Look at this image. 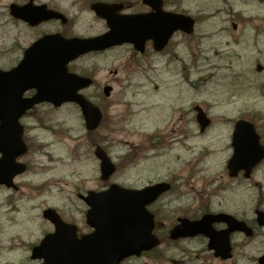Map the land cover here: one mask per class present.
<instances>
[{
    "label": "flooded vegetation",
    "instance_id": "obj_1",
    "mask_svg": "<svg viewBox=\"0 0 264 264\" xmlns=\"http://www.w3.org/2000/svg\"><path fill=\"white\" fill-rule=\"evenodd\" d=\"M0 12L6 17L5 23L18 31L15 43H20L18 39L22 33L27 35L28 32H36L32 42L44 35L54 34L64 39L95 38L109 31L106 19H111L118 33L129 37L131 42L84 55L70 63L68 71L94 79L96 70H84L81 62L90 57L119 53L123 58V67L127 68L129 74L151 78L153 91L163 94L160 98L162 105L167 98V87L159 83L162 80L160 75L168 72V67L176 63L184 78L188 73V64L183 55L189 52L194 58L193 55L201 51L199 45L205 36L202 11L190 10L188 0H0ZM189 44H192L191 48ZM26 48H20L21 55L7 70L19 63ZM93 84L97 86L98 82L94 79ZM107 84L103 83L102 86ZM88 91L84 92L85 95ZM33 95L31 91L24 97ZM91 99L99 101V93ZM43 107L54 110L51 105L43 103L25 113L18 120L17 127L0 126V264H44L45 251L40 252L38 257L34 255V250L54 229L43 218V213L48 209L54 210L62 218L60 209L54 205V200L60 195L59 181H54L53 176L56 174L53 147L57 131L51 119H44L41 113ZM198 108L192 106L177 110L175 121L171 119L170 122L161 123L164 131L154 130L151 133L153 159L168 155L169 164L152 167L150 171L156 176L147 185L164 183L165 193L147 209L154 217L153 234L160 241L157 248L177 250L189 259H192L193 255L190 254L193 251L188 248H200L194 253L196 259H202L205 264H212L211 261L225 264L227 262L215 258L208 251V239L202 235L176 240L170 238L181 220L196 222L206 215L225 214L244 221L253 231L258 229L255 217L248 218L245 212L239 217L234 207L237 184L246 181L242 171L232 176V133L237 120L232 122V116L227 119V137L220 139L219 133L213 132L216 127L212 118H207L205 123L197 118ZM251 123L257 125L256 122ZM263 131L264 127L256 126L259 143L264 147ZM189 142L198 143L188 147ZM175 147L184 148L191 159L185 160L181 155L174 154ZM211 161H219L222 168L215 169L210 165ZM262 164L264 161L253 170L251 180L247 181L259 190L262 188L260 180L255 178L254 181L252 178ZM160 172L164 175H160ZM147 185L144 183L134 189L141 190ZM108 186V182H101L97 189L78 186L71 192L73 199L84 208L81 213L85 228L87 206L83 198L91 192L105 191ZM225 192L232 196V202L223 196ZM257 210L264 211V200L260 201L258 197L252 212ZM29 212L34 213L30 219ZM63 221L75 225L74 222ZM28 225L31 234H28ZM76 227L78 235H83ZM212 228L220 232L226 229V225L215 223ZM259 230L264 232V229ZM8 231L12 243L5 245L2 238L6 237ZM90 232L88 229L86 234ZM25 236L27 238L23 240ZM15 241L19 243L13 244ZM230 245L236 248L232 245V235ZM157 253L154 248L128 257L120 264H156ZM169 262L181 264L173 260Z\"/></svg>",
    "mask_w": 264,
    "mask_h": 264
},
{
    "label": "rangeland",
    "instance_id": "obj_2",
    "mask_svg": "<svg viewBox=\"0 0 264 264\" xmlns=\"http://www.w3.org/2000/svg\"><path fill=\"white\" fill-rule=\"evenodd\" d=\"M188 8L202 11L205 36L199 45L201 51L196 52L194 58L189 52L183 55L191 69L188 83L180 75L176 63L160 75L162 80L159 83L167 87L164 105L160 100L163 94L153 91L151 78L129 75L127 68L123 67L121 54L112 52L87 58L80 64L84 70H96L95 79L99 86L91 89L89 95L93 96L103 83L113 87L109 100L95 103L105 116L104 125L96 134L90 138L86 136L80 112L72 105L56 110L49 107L41 109L44 119H51L56 123L54 126L59 127L54 138L56 174L53 176L54 181H59L60 195L54 200V205L60 209L64 220L74 222L83 233L88 232L81 213L84 208L73 199L71 192L78 186L93 189L100 186L93 145L102 146L118 167L109 184L136 188L154 179L156 175L150 172L152 167L169 164L168 155L153 159L154 152L148 147L152 142L149 136L154 130L164 131L161 123L171 119L175 121L177 110L199 105L213 119L216 127L213 132L219 133L220 139L227 137V119L231 116L232 119L253 117L257 123L263 122L264 0H188ZM5 18L0 12V68L3 69L9 68L21 55L20 48H26L36 36V32L22 33L18 39L20 43H15L18 31L5 23ZM233 24L236 25L235 30ZM189 46L191 48L192 44ZM194 65H197V70ZM257 67H262L263 71L256 72ZM114 71H117L115 76L112 75ZM260 126L264 127V123ZM197 143L189 142L187 146ZM173 153L185 160L191 159L184 148L175 147ZM210 165L217 170L222 168L219 161H211ZM159 174L164 175L162 172ZM256 179L262 184L260 193L264 196V165L258 170ZM252 188L250 183L237 184L234 207L239 217L243 212L248 218L254 217L252 211L259 191ZM223 196L232 202V196L227 192ZM33 214L29 212V219ZM27 230L28 234L32 233L29 225ZM9 235L10 231L2 238L5 245L11 242ZM28 239L32 240L29 236ZM233 242L236 248L232 260L226 264H256V259L264 252V232L257 231L251 239L237 235ZM188 249L193 251L190 254L192 259L177 250L160 248L156 264H173L170 260L181 264H205L194 256L200 248ZM203 256L208 260L206 255ZM211 263L218 264L217 261Z\"/></svg>",
    "mask_w": 264,
    "mask_h": 264
},
{
    "label": "water",
    "instance_id": "obj_3",
    "mask_svg": "<svg viewBox=\"0 0 264 264\" xmlns=\"http://www.w3.org/2000/svg\"><path fill=\"white\" fill-rule=\"evenodd\" d=\"M113 28V33L87 41L46 36L26 52L16 69L7 73L0 71L1 125L15 126L25 111L42 102L54 107L75 103L81 110L86 129L95 130L101 121V113L78 94L88 88L91 81L69 74L66 65L82 54L112 46L114 41H110L117 37V30ZM114 44H120V41L116 40ZM32 89L36 95L23 99V94ZM109 91V88L104 89L105 96H109ZM233 140L232 169H244L247 176L262 160L264 152L258 149L253 126L248 123H237ZM95 157L100 161L101 179H109L115 171L114 165L100 148H96ZM159 188L135 192L112 185L106 192L89 194L85 200L90 206L87 222L94 232L80 238L74 226L64 224L56 213L48 211L45 217L54 225L55 233L46 237L34 254L39 257L40 253H37L45 251L44 264H119L129 255L154 248L158 241L151 234L153 219L145 207L160 195ZM222 219L229 226L223 237L205 227L206 223L210 225ZM257 221L264 225V213H258ZM181 229L182 234L175 231L174 238L203 234L209 239L208 249L221 259L229 257L228 235L231 232H244L250 236V230L243 223L225 216L205 217L196 223L185 222ZM258 264H264V255L258 259Z\"/></svg>",
    "mask_w": 264,
    "mask_h": 264
}]
</instances>
